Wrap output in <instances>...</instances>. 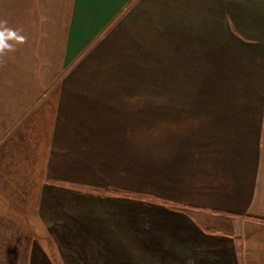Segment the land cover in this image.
Listing matches in <instances>:
<instances>
[{
  "label": "crops",
  "instance_id": "obj_1",
  "mask_svg": "<svg viewBox=\"0 0 264 264\" xmlns=\"http://www.w3.org/2000/svg\"><path fill=\"white\" fill-rule=\"evenodd\" d=\"M0 20L26 37L0 56V264H264V0Z\"/></svg>",
  "mask_w": 264,
  "mask_h": 264
},
{
  "label": "clouds",
  "instance_id": "obj_2",
  "mask_svg": "<svg viewBox=\"0 0 264 264\" xmlns=\"http://www.w3.org/2000/svg\"><path fill=\"white\" fill-rule=\"evenodd\" d=\"M6 20H0V56L5 53V50H14V46L10 41L24 43L26 37L20 35L17 30L8 28Z\"/></svg>",
  "mask_w": 264,
  "mask_h": 264
},
{
  "label": "rangeland",
  "instance_id": "obj_3",
  "mask_svg": "<svg viewBox=\"0 0 264 264\" xmlns=\"http://www.w3.org/2000/svg\"><path fill=\"white\" fill-rule=\"evenodd\" d=\"M96 192V191H95ZM28 216L22 217L24 218V221L21 222V231H22V237H27V235H29V227H31L32 230H30L33 234L34 231L36 230V221L33 222V220L29 221L27 219ZM27 219V220H26ZM38 224V223H37ZM37 233L38 234H43V230L42 229H37ZM26 238H22V246L25 244ZM48 242V240H47ZM50 244V242H48Z\"/></svg>",
  "mask_w": 264,
  "mask_h": 264
},
{
  "label": "trees",
  "instance_id": "obj_4",
  "mask_svg": "<svg viewBox=\"0 0 264 264\" xmlns=\"http://www.w3.org/2000/svg\"><path fill=\"white\" fill-rule=\"evenodd\" d=\"M106 195H120L121 192L112 188L104 189L102 191ZM55 264H59L57 261H55Z\"/></svg>",
  "mask_w": 264,
  "mask_h": 264
}]
</instances>
